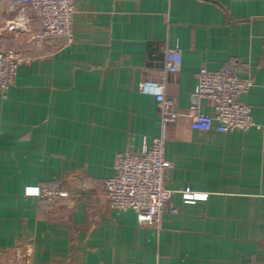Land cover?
<instances>
[{
	"label": "crops",
	"instance_id": "crops-1",
	"mask_svg": "<svg viewBox=\"0 0 264 264\" xmlns=\"http://www.w3.org/2000/svg\"><path fill=\"white\" fill-rule=\"evenodd\" d=\"M10 1L0 48L32 59L0 93V264H264V0H75L72 41L38 44L3 29ZM175 46L181 67L167 73ZM225 65L252 76L240 99L258 127L192 129L197 71ZM143 80L163 83L176 115L162 118ZM163 120L172 199L157 228L110 209L103 181ZM52 180L70 195L50 204L38 194Z\"/></svg>",
	"mask_w": 264,
	"mask_h": 264
},
{
	"label": "built area",
	"instance_id": "built-area-1",
	"mask_svg": "<svg viewBox=\"0 0 264 264\" xmlns=\"http://www.w3.org/2000/svg\"><path fill=\"white\" fill-rule=\"evenodd\" d=\"M75 10V0H11L8 11L12 17L3 29L17 34L29 33L30 40L37 44L57 37L71 42V22ZM34 22L39 23V28L33 31L30 26ZM165 55L166 72L177 73L182 63V50L175 46L167 49ZM31 59L30 55L15 48H0L1 94L15 82L18 67ZM196 80L187 109L192 129L225 133L258 127L250 106L240 99L254 85L252 76L241 77L229 65L216 70L202 66L196 73ZM138 89L154 96L163 119L177 114L174 100L165 93L162 82L143 80ZM203 100L212 107V114L201 110ZM165 141L163 120L161 134L152 139L144 152L127 150L116 154L114 173L103 181L110 209L118 212L132 210L139 224L162 226L164 209L172 199V191L165 186V173L171 167L164 157ZM183 194L185 197L196 196L188 192ZM38 195L51 204L68 197L70 193L58 180H52L42 186ZM172 211L177 212V209L173 207Z\"/></svg>",
	"mask_w": 264,
	"mask_h": 264
}]
</instances>
